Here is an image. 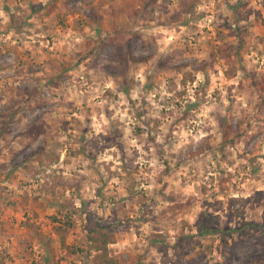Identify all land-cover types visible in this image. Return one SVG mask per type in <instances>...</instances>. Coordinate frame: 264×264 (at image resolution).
Returning a JSON list of instances; mask_svg holds the SVG:
<instances>
[{"label": "rangeland", "instance_id": "1", "mask_svg": "<svg viewBox=\"0 0 264 264\" xmlns=\"http://www.w3.org/2000/svg\"><path fill=\"white\" fill-rule=\"evenodd\" d=\"M88 217L124 264H264V0H0V264H90Z\"/></svg>", "mask_w": 264, "mask_h": 264}, {"label": "trees", "instance_id": "2", "mask_svg": "<svg viewBox=\"0 0 264 264\" xmlns=\"http://www.w3.org/2000/svg\"><path fill=\"white\" fill-rule=\"evenodd\" d=\"M41 8L42 5H38V9ZM32 128L33 127L29 128L28 137L34 140L39 134H42V130L38 129L37 132H33ZM257 195L259 196L260 194L258 193ZM93 220L94 219L91 217L86 219L87 223L93 224L87 226L86 229V243L89 247L90 253H93L90 264H124L110 253L109 246L115 243L114 234L107 231V227L104 224ZM216 224L217 221L213 217L209 216L204 218L203 215H199L196 222V228L200 234H210L217 232V229L215 228Z\"/></svg>", "mask_w": 264, "mask_h": 264}, {"label": "clouds", "instance_id": "3", "mask_svg": "<svg viewBox=\"0 0 264 264\" xmlns=\"http://www.w3.org/2000/svg\"><path fill=\"white\" fill-rule=\"evenodd\" d=\"M253 6H255V4H253Z\"/></svg>", "mask_w": 264, "mask_h": 264}]
</instances>
